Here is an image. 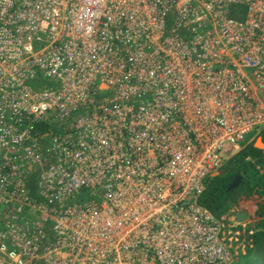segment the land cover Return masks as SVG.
Listing matches in <instances>:
<instances>
[{
  "label": "built area",
  "instance_id": "2783aa9c",
  "mask_svg": "<svg viewBox=\"0 0 264 264\" xmlns=\"http://www.w3.org/2000/svg\"><path fill=\"white\" fill-rule=\"evenodd\" d=\"M263 127L264 0H0V264H233L198 199Z\"/></svg>",
  "mask_w": 264,
  "mask_h": 264
},
{
  "label": "trees",
  "instance_id": "16d2710c",
  "mask_svg": "<svg viewBox=\"0 0 264 264\" xmlns=\"http://www.w3.org/2000/svg\"><path fill=\"white\" fill-rule=\"evenodd\" d=\"M256 133L253 140L227 158L219 169L222 173L205 178L198 199L221 221L222 237L232 253L233 264L264 263V149L254 146L257 137L264 143V127ZM237 173L241 175V183L227 190ZM35 180L34 175L27 180L32 195ZM243 207L252 208L251 223L231 220Z\"/></svg>",
  "mask_w": 264,
  "mask_h": 264
},
{
  "label": "water",
  "instance_id": "95a60500",
  "mask_svg": "<svg viewBox=\"0 0 264 264\" xmlns=\"http://www.w3.org/2000/svg\"><path fill=\"white\" fill-rule=\"evenodd\" d=\"M254 146L259 148V149H264V143L262 142L260 137H257V139L255 140ZM218 174H219V171H216V172L212 173L211 176L218 175ZM241 180H242V178H241L240 173H237L234 176V178L232 179L229 186L227 187V190L236 188L241 183ZM247 218H248V213L245 211H240V212L236 213V215H235V219L237 222H243Z\"/></svg>",
  "mask_w": 264,
  "mask_h": 264
},
{
  "label": "rangeland",
  "instance_id": "374dc122",
  "mask_svg": "<svg viewBox=\"0 0 264 264\" xmlns=\"http://www.w3.org/2000/svg\"><path fill=\"white\" fill-rule=\"evenodd\" d=\"M256 134H257V133H256L254 130L251 131L250 133L246 134V135L244 136V140H243V141L241 142V144H240V147L243 146V145H245L246 142H247L250 138H251L250 141L253 140L254 137L256 136ZM250 141H249V142H250ZM247 143H248V142H247ZM261 147H262V146H261ZM237 151H238V149H237V150H232V151L230 152V154H231L230 156H232L233 154H235ZM230 156H229V157H230ZM225 157H227V155H226ZM229 157H228V158H229ZM226 160H227V159H226ZM226 160H225V162H226ZM223 165H224V164H223ZM219 172L222 173L223 171L221 172V170H220ZM241 211H245V212H247V213H248V216H249V215H251V213H252V208H251V207H250V208H244V207H243V208L241 209ZM249 218H250V217H248L247 221H248V223H251L252 221H250ZM257 264H264V263L258 262Z\"/></svg>",
  "mask_w": 264,
  "mask_h": 264
},
{
  "label": "crops",
  "instance_id": "0c3cea01",
  "mask_svg": "<svg viewBox=\"0 0 264 264\" xmlns=\"http://www.w3.org/2000/svg\"><path fill=\"white\" fill-rule=\"evenodd\" d=\"M250 139H251V138H250ZM250 139H249L247 142H249V141H250ZM256 139H257V138H256ZM247 142H246V143H247ZM240 148H241V147H240ZM240 148H239V149H240ZM239 149H238V150H239ZM241 209H242V208H241ZM241 209L239 210V212L241 211ZM235 215H236V214H235ZM248 217H249V216H248ZM247 219H248V218H247ZM247 219H246V220H244L243 222H248V221H247ZM235 220H236V219H235ZM236 222H237V221H236ZM237 223H241V222H237Z\"/></svg>",
  "mask_w": 264,
  "mask_h": 264
}]
</instances>
